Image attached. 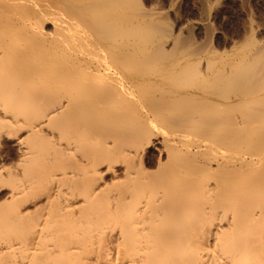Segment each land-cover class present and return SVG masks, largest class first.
I'll return each instance as SVG.
<instances>
[{
    "label": "bare ground",
    "instance_id": "1",
    "mask_svg": "<svg viewBox=\"0 0 264 264\" xmlns=\"http://www.w3.org/2000/svg\"><path fill=\"white\" fill-rule=\"evenodd\" d=\"M139 2L0 0V264H264V48Z\"/></svg>",
    "mask_w": 264,
    "mask_h": 264
},
{
    "label": "rangeland",
    "instance_id": "2",
    "mask_svg": "<svg viewBox=\"0 0 264 264\" xmlns=\"http://www.w3.org/2000/svg\"><path fill=\"white\" fill-rule=\"evenodd\" d=\"M139 3L140 6L142 5L141 8L144 7L142 8L143 11L147 10L155 18L159 15L162 22H166L164 25H169L167 29L172 30L173 35L181 34L182 36H178L182 37L180 38L182 41L185 40L182 43L185 44L186 40H189L190 45L194 41L193 45L196 47L212 49L213 52L216 49L218 51V53H215L217 60L219 58L224 59L225 53H228L233 47L236 51L240 45H243L245 39H251L253 43L257 42V44L254 43L255 46L253 44L255 48L251 45L250 47L249 44H247L248 48L239 47V49H242L241 52L245 51L244 54H248V52L249 54L255 53L254 50L260 45L262 49L264 48L262 47L264 44V0H140ZM46 27V30L49 29L48 32L52 30L50 25ZM188 42L187 44H189ZM204 45H207V47ZM261 48L256 50L258 51ZM216 50L215 52H217ZM241 52L240 54L239 51L238 53L233 52V54L239 56L243 54ZM147 154L145 155L146 168L153 170L155 153L153 150L148 149ZM70 159H64V163L67 160L68 162L72 160ZM12 160L14 159L6 161V168L11 166L10 162H13ZM73 163L71 162V164ZM99 169L103 172L104 168ZM0 176H3V179L0 177V186L5 190L11 188L13 182L8 177V173H0ZM5 177L8 180L4 179ZM105 178L108 181L110 176L105 175L103 179Z\"/></svg>",
    "mask_w": 264,
    "mask_h": 264
}]
</instances>
